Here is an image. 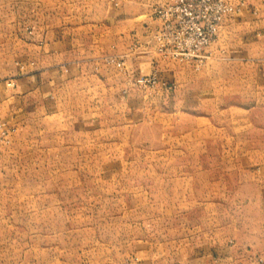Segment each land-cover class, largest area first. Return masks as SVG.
<instances>
[{
  "label": "rangeland",
  "instance_id": "obj_1",
  "mask_svg": "<svg viewBox=\"0 0 264 264\" xmlns=\"http://www.w3.org/2000/svg\"><path fill=\"white\" fill-rule=\"evenodd\" d=\"M173 1L152 9L154 43L181 75L137 77L144 108L105 99L84 115L95 101L75 98L0 121V264H170L198 240L264 250V45L242 43L264 29V0H224L237 14L191 62L159 51L155 12Z\"/></svg>",
  "mask_w": 264,
  "mask_h": 264
},
{
  "label": "crops",
  "instance_id": "obj_2",
  "mask_svg": "<svg viewBox=\"0 0 264 264\" xmlns=\"http://www.w3.org/2000/svg\"><path fill=\"white\" fill-rule=\"evenodd\" d=\"M171 1L0 0V121L18 125L59 114L61 104L75 98L95 101L81 108L84 115L98 114L105 99L111 107L144 108L146 97L133 85L137 77L158 72L162 81L176 83L181 75L154 43L158 22L152 9ZM242 40L260 57L264 29L252 28ZM113 56L125 67L104 64ZM193 243L170 264H237L241 257L232 241L218 248L210 240ZM251 253L243 254V264L264 259V250Z\"/></svg>",
  "mask_w": 264,
  "mask_h": 264
},
{
  "label": "built area",
  "instance_id": "obj_3",
  "mask_svg": "<svg viewBox=\"0 0 264 264\" xmlns=\"http://www.w3.org/2000/svg\"><path fill=\"white\" fill-rule=\"evenodd\" d=\"M161 22L159 51L180 62L199 60L219 38L222 24L237 14L224 0H174L155 12ZM169 52V53H168ZM119 68L122 64L118 63ZM156 78H142L144 88L156 85Z\"/></svg>",
  "mask_w": 264,
  "mask_h": 264
}]
</instances>
